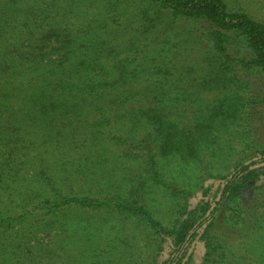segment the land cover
Here are the masks:
<instances>
[{
    "label": "trees",
    "instance_id": "16d2710c",
    "mask_svg": "<svg viewBox=\"0 0 264 264\" xmlns=\"http://www.w3.org/2000/svg\"><path fill=\"white\" fill-rule=\"evenodd\" d=\"M103 142L142 183L66 192L61 179L92 175ZM49 145L55 164L36 150ZM18 181L1 232L106 207L135 221L148 256L137 264H264V21L227 0H0V188ZM145 184L176 200L169 225L141 202Z\"/></svg>",
    "mask_w": 264,
    "mask_h": 264
},
{
    "label": "rangeland",
    "instance_id": "374dc122",
    "mask_svg": "<svg viewBox=\"0 0 264 264\" xmlns=\"http://www.w3.org/2000/svg\"><path fill=\"white\" fill-rule=\"evenodd\" d=\"M47 3L57 2L62 6L67 0H44ZM234 7L246 10L256 19L264 21V7L261 6L260 0H227ZM6 15L5 17H8ZM188 57L194 58L191 65L194 68L196 76L202 65L197 60V53L191 47L189 48ZM200 76V75H198ZM212 98V96H210ZM128 105L122 110L112 108L104 114L97 109L84 110L80 118L83 120H97L105 115L115 116L122 111L128 110ZM170 111V110H166ZM174 111V110H172ZM187 113L177 114L180 125L187 123ZM83 124V123H81ZM107 149L105 159H91L95 164L94 171L90 175V169L86 175H78L61 179L59 183L63 184L66 192H73L79 196L92 194L95 189L105 186L114 190L116 183L129 181L134 184H141L142 179L134 181L139 175V165L135 161L126 158H119L117 153L111 151L107 142L102 143ZM42 152L44 159L48 163H56V155L53 156L52 146L36 149ZM56 152H60L56 151ZM104 154V153H103ZM219 156H221L219 154ZM58 157V156H57ZM221 159L218 157L217 160ZM218 162V161H217ZM216 163V162H215ZM73 164V163H72ZM71 166V165H69ZM180 164L174 161L167 165L169 171H177ZM218 164L214 167L215 172L221 169ZM53 171V168H52ZM194 166L189 165L185 170V178L190 179V183L195 181L193 176ZM26 177H29L31 174ZM66 175V174H64ZM62 176V174H59ZM177 181L182 182L176 173ZM85 178L82 180V178ZM19 182V184H18ZM12 185L15 188L14 193L0 188V209L6 210L12 214L16 210V194L20 191L19 186L24 182L18 181ZM113 184L112 186H110ZM187 184L186 182L180 183ZM118 188V187H117ZM43 196H47L46 193ZM141 202L151 206L153 215L161 220L165 225H169L176 210V200L169 197L159 186L145 184L139 193ZM37 214V211H33ZM39 217H30L29 222L18 224L13 230L8 232L0 231V257H6L9 264H137L139 257H145L146 251L142 248V237L138 228L131 218H124L110 208L89 209L74 205L70 208H64L50 215H39ZM15 246H18L16 248ZM28 261L20 255L24 252ZM198 251V250H197ZM200 257V250L195 253ZM145 257V261H147ZM145 264V263H144Z\"/></svg>",
    "mask_w": 264,
    "mask_h": 264
}]
</instances>
